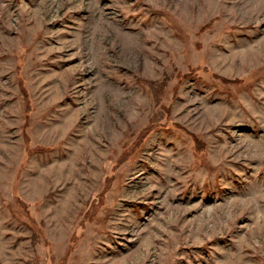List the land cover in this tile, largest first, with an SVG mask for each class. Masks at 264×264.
Segmentation results:
<instances>
[{
  "label": "rangeland",
  "instance_id": "obj_1",
  "mask_svg": "<svg viewBox=\"0 0 264 264\" xmlns=\"http://www.w3.org/2000/svg\"><path fill=\"white\" fill-rule=\"evenodd\" d=\"M0 264H264V0H0Z\"/></svg>",
  "mask_w": 264,
  "mask_h": 264
},
{
  "label": "trees",
  "instance_id": "obj_2",
  "mask_svg": "<svg viewBox=\"0 0 264 264\" xmlns=\"http://www.w3.org/2000/svg\"><path fill=\"white\" fill-rule=\"evenodd\" d=\"M221 78V80L223 81V82H225V83H237L239 80H228V79H226V78H222V77H220ZM145 133V132H144Z\"/></svg>",
  "mask_w": 264,
  "mask_h": 264
}]
</instances>
